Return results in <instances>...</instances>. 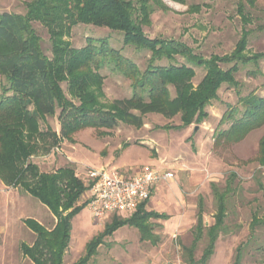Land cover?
<instances>
[{"label": "trees", "instance_id": "obj_1", "mask_svg": "<svg viewBox=\"0 0 264 264\" xmlns=\"http://www.w3.org/2000/svg\"><path fill=\"white\" fill-rule=\"evenodd\" d=\"M150 1L153 0H33L26 5L24 15L0 14V77L3 79L0 84V182L38 200L55 220L51 229L34 220L24 222L35 239L31 245L22 243L20 252L32 264H63L72 220L85 209L86 203L79 204V201L88 190L85 180L78 178L74 168L67 166L49 173L41 172L30 161L32 157L48 154L62 140L72 142V136L85 129L111 130L119 123L141 128L148 114L166 119L179 116V126L163 129L198 125L208 118L205 108L217 99V91L223 84L238 87L233 76L238 64L245 66L264 59V53L243 55L246 32L230 55L209 60L195 55L180 42L148 38L143 27L148 25L152 13ZM257 1L260 0H238L237 10L245 22L249 21L244 15L245 7L254 8ZM261 1L264 5V0ZM155 3L160 5L158 1ZM32 22L47 29L51 59L42 53ZM79 24L120 32L125 46L149 52L145 69L141 71L119 51L110 48L104 39L88 40L84 47L72 48L63 38ZM175 57L182 58L189 66L172 64ZM161 61L168 63L161 65ZM231 63L227 70L219 67ZM105 67L129 80L130 97L111 104L101 101L103 77L99 71ZM193 67L205 70L196 88L191 84ZM63 83L66 92L62 89ZM238 102L243 109L229 107L218 123L219 127L229 123L227 129L217 134L219 142L238 144L249 133L264 126V97L250 94L239 97ZM56 114L59 133L49 126L41 129L40 120ZM255 162L264 168V134L258 143ZM236 181V173L230 172L223 189L211 184L216 204L212 225L205 226L203 222V201L199 198L192 243L183 248L187 264H207L212 257L215 243L225 229L227 204L237 190ZM257 185L264 192V182L257 181ZM146 202L128 218L114 216L104 230L86 244L84 256L75 264H87L103 239L123 226L137 229L140 242L155 245L159 238L148 221L164 216L146 211ZM258 227L264 228V211L261 217L252 215L250 239ZM204 235L206 245L197 262L193 253ZM246 246L247 242L236 247L231 264H242Z\"/></svg>", "mask_w": 264, "mask_h": 264}, {"label": "rangeland", "instance_id": "obj_2", "mask_svg": "<svg viewBox=\"0 0 264 264\" xmlns=\"http://www.w3.org/2000/svg\"><path fill=\"white\" fill-rule=\"evenodd\" d=\"M31 1L33 0H0V14L24 15L27 11L26 5ZM156 1L160 5H157ZM183 1H150L148 4L152 13L148 25L143 27V33L151 39L180 42L189 47L195 55L209 60L215 56L221 58L230 55L242 38L243 32H246L243 55L264 53V5L261 0L257 1L254 8L245 7L244 15L248 22L238 13V0ZM31 25L40 40L42 53L51 59L52 50L47 29L38 22H32ZM103 39L110 48L119 51L141 71L145 69L149 52L125 46L120 32L79 24L63 38L74 49L84 47L88 40ZM167 63L160 62L161 65ZM171 63L188 65L180 57H175ZM231 66L232 63L219 65L222 70ZM193 68L194 77L191 84L196 88L204 78L205 70L202 67ZM237 68L238 71L233 76L238 87L223 84L217 91V99L205 108L208 118L198 125L163 129L179 126V116L166 119L158 114H148L144 116V125L141 128L119 123L111 130L85 129L75 133L72 142L62 140L59 146L48 154L30 159L41 172L46 173L60 167H72L78 178L83 181L89 169L100 168L127 172V176H132L143 166H153L173 174L171 181L175 183L179 199L184 198L189 212L184 231L164 236L160 221L149 219L153 232L159 238L157 244L152 247L138 244L137 229L121 227L110 239H103L102 245L97 248L96 254L87 264H187L183 248L190 247L192 243L198 200L201 198L203 201L205 226L212 225L216 204L211 184L223 189L230 172L237 175V190L228 201L225 229L219 235L214 253L207 264H231L236 247L245 242L247 246L243 252L242 264H264V228L258 227L254 237L250 239L252 215L261 217L264 211V192L257 185V181L264 182V168L255 162L264 126L249 133L238 144L228 145L217 139L219 131L229 127V123L220 127L218 125L223 114L229 111V107L243 109L242 104L238 102L239 97L244 98L250 94L264 97V59L245 66L238 64ZM99 73L103 77L104 97L101 101L104 104L130 97V82L123 75L109 67L103 68ZM2 83L3 79L0 77V84ZM61 86L66 92V84ZM46 126L59 133L57 114L40 120L41 129ZM84 201V198H81L79 204ZM28 219L36 221L46 229H51L55 224L50 212L38 200L0 183V264H32L20 252L22 243L31 245L35 239L24 223ZM110 221L111 219L106 222L93 221L86 208L73 218L63 264H75L84 256L86 244ZM206 241L204 235L193 253L197 262L201 258Z\"/></svg>", "mask_w": 264, "mask_h": 264}, {"label": "built area", "instance_id": "obj_3", "mask_svg": "<svg viewBox=\"0 0 264 264\" xmlns=\"http://www.w3.org/2000/svg\"><path fill=\"white\" fill-rule=\"evenodd\" d=\"M172 178L171 172L153 166H143L132 176L115 169H89L85 175L88 190L82 198L92 220L131 215L148 201L155 186Z\"/></svg>", "mask_w": 264, "mask_h": 264}, {"label": "crops", "instance_id": "obj_4", "mask_svg": "<svg viewBox=\"0 0 264 264\" xmlns=\"http://www.w3.org/2000/svg\"><path fill=\"white\" fill-rule=\"evenodd\" d=\"M167 182H169V183H167ZM179 196H180L179 193L176 192V190H175L174 181H171V179H170L167 181H163V182L159 183L157 186H155V188L153 189V191L151 193L150 198L145 203L144 208L146 211L155 212L158 215L164 216V218L157 219L158 221H160L159 223H161V227H162L164 236L165 235H171L172 236L174 233L183 232L185 227L187 226V219H188L187 217L189 215L188 208L186 207V202L183 200L184 198L181 197L179 199ZM114 216L119 217V218H128L130 215H122V217H120V215H111V216H107L103 220H99V221L93 220V221H95V222H102V221L106 222L109 219H112ZM106 225H104L103 230H104ZM116 231H114L112 233V235L108 236L107 238L110 239V237L113 236V234ZM154 234L157 235L156 233H154ZM112 243H117V242H112ZM138 244L139 245H141V244L142 245H151L152 247H154L157 243L155 245H153V244L148 243V242H140V234H139Z\"/></svg>", "mask_w": 264, "mask_h": 264}]
</instances>
